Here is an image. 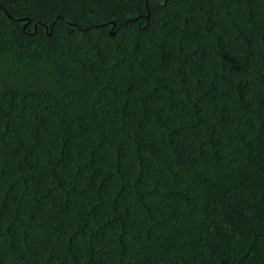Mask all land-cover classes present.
Segmentation results:
<instances>
[{
    "label": "trees",
    "instance_id": "obj_1",
    "mask_svg": "<svg viewBox=\"0 0 264 264\" xmlns=\"http://www.w3.org/2000/svg\"><path fill=\"white\" fill-rule=\"evenodd\" d=\"M0 264H264V0H0Z\"/></svg>",
    "mask_w": 264,
    "mask_h": 264
},
{
    "label": "water",
    "instance_id": "obj_2",
    "mask_svg": "<svg viewBox=\"0 0 264 264\" xmlns=\"http://www.w3.org/2000/svg\"><path fill=\"white\" fill-rule=\"evenodd\" d=\"M146 18L149 19V14H147ZM21 20L22 21H25V24H24V27H23V28H25L28 21H26V19H21ZM110 24L112 25V29H111L110 35H114V33L112 31H113V29L115 27V23L114 22H111Z\"/></svg>",
    "mask_w": 264,
    "mask_h": 264
}]
</instances>
